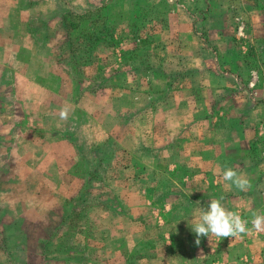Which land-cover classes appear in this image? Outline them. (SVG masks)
Returning a JSON list of instances; mask_svg holds the SVG:
<instances>
[{"label": "crops", "instance_id": "1", "mask_svg": "<svg viewBox=\"0 0 264 264\" xmlns=\"http://www.w3.org/2000/svg\"><path fill=\"white\" fill-rule=\"evenodd\" d=\"M113 4L0 0V264H264V225L250 223L264 215V0H178L176 19L141 48L130 39L142 42L155 19H140V32L110 19L125 47L114 45L105 74L93 52L96 69L83 79L68 47L80 38H69L65 17ZM101 149L107 167L84 154ZM227 167L249 187L223 181ZM103 169L115 203L99 202L116 230L128 217L133 243L94 238L83 217L71 223ZM220 197L250 230L196 244L184 219Z\"/></svg>", "mask_w": 264, "mask_h": 264}, {"label": "rangeland", "instance_id": "2", "mask_svg": "<svg viewBox=\"0 0 264 264\" xmlns=\"http://www.w3.org/2000/svg\"><path fill=\"white\" fill-rule=\"evenodd\" d=\"M178 0H115V4L112 5V7L106 11V9H100V14L99 15H94L90 18H87L84 23H83V28L86 31H94L95 29L102 27V26H106L108 27V33L106 35V37L101 38L100 41H98L97 43L94 44L95 49L91 47V45H87L84 42V39L80 38L77 40H70V42L72 44H70L69 49L70 52H72L73 54V60L70 61L71 67L78 71L81 72V76H84L83 79L89 75L90 73H92V71L94 69H96V66H94V68H91L89 66V62L88 60L93 59V52L97 51V58H96V62L98 63V67L101 65L102 62H105L106 64L108 63L111 64L113 62H115L117 60V56L113 53L112 48H114V45L117 44L116 49H122L125 47L124 45V41L120 40L121 37V29L115 27L114 24L109 23L110 19L116 20V19H129V22H133L132 25L131 24V30L133 32H140L143 29V26L141 24H143L144 26H147V24H145L144 22H140V19H155V20H151V22H149L148 26L145 28V30L143 31V33H145V35L141 34V38H144L146 36V34H149V37L152 36V34H156V33H160L159 29L162 28L163 26H165V22L164 20L167 19H176L177 15H175V11L177 10L176 8V2ZM108 14V16H107ZM158 19H162V21H159ZM142 21V20H141ZM111 26V28H110ZM112 26L114 27L115 30H111L113 29ZM133 26V27H132ZM169 28V27H168ZM74 31V30H73ZM72 31V36L75 35V32ZM130 31V30H128ZM111 33V35H110ZM151 35V36H150ZM72 36L70 38H72ZM111 37V38H110ZM171 38V36H166L163 35L162 36V41H166L169 40ZM153 40L144 38V40H142V42L139 40L137 41L136 39H130V44L132 45V47H138L141 48L140 44H144L145 46L149 45L152 46V42ZM73 45V46H72ZM87 45V46H86ZM56 46L61 49L62 47V43L59 42L56 44ZM129 46V44H128ZM127 46V47H128ZM73 47V49H72ZM130 48V47H128ZM92 49V53H88V50ZM85 51V59L83 61V58L77 57V55L80 52H84ZM116 52V50H115ZM90 54V55H89ZM101 56V57H100ZM80 60V61H79ZM88 67V68H87ZM106 70V69H104ZM101 70L100 67L98 68V71L102 74L107 73L106 71ZM79 73H77L78 75ZM80 76V77H81ZM83 83H86L85 80H80ZM79 81V82H80ZM83 153V152H82ZM84 154H87V157L90 158V162L93 161L94 159H96L97 157L102 156V160H103V164L104 167L108 166V161L110 160V153H107L105 149H101V153H99L98 155H94L96 154L95 151L91 152L86 150ZM97 160V159H96ZM94 163V162H92ZM90 167V166H89ZM107 171V169H106ZM102 182H96V184L92 183L91 185H87L86 188V192L87 194H82L81 196V201L80 203L77 204L79 213H83L81 214V217H76L73 216L71 223H76L79 219H82V221L84 222V224L92 226L91 227V233L92 235H94V238H97V235H100L102 238L104 239H110V238H118L122 243H124L123 240H125V242L130 241L131 243H133V237H131L130 235L132 233H125L128 229V223L129 221H127L128 217L126 215H122L119 216V219H122V226H121V230H116L115 229V225L116 223L114 222V218L109 211H107L106 208L107 206L103 205L102 202H99V198L101 196V199L104 202H110V203H115V200L112 198L111 200L106 199L109 198L110 195L114 196L111 191V187L108 184V176L109 174L106 172L105 174V170H102ZM86 197L85 199L83 198ZM97 196V197H96ZM105 199V200H104ZM75 200H69L70 206L73 207V202ZM170 201V200H169ZM182 201V200H180ZM91 206V207H90ZM81 221V222H82ZM134 222H136L137 224L140 225V221L135 220ZM130 226H132L131 223H129ZM113 226H114V230H113ZM135 228H137V225L134 226ZM111 228V230H109ZM153 232L152 234L158 238V227L155 225V227L153 226ZM107 230L108 232L104 233L105 231L101 232L102 230ZM72 231V230H71ZM130 231V230H129ZM138 231H140V228L138 229ZM66 232H69V230H67ZM69 234V233H67ZM96 234V235H95ZM62 236L65 238V234L64 235H59L57 236V238H62ZM72 239H77V240H82V233H77V234H72L71 240ZM117 240V239H116ZM157 241H160V239H157ZM127 244V243H126ZM157 244H160V242H157ZM126 246L127 245H123V252L126 251ZM125 254V253H123ZM134 256H141L142 254L140 252L138 253H134Z\"/></svg>", "mask_w": 264, "mask_h": 264}, {"label": "clouds", "instance_id": "3", "mask_svg": "<svg viewBox=\"0 0 264 264\" xmlns=\"http://www.w3.org/2000/svg\"><path fill=\"white\" fill-rule=\"evenodd\" d=\"M68 109L60 110V118L66 119ZM221 179L229 181L239 190H245L249 187V180L241 173L227 167L223 170ZM223 197L212 198L206 207L193 209L192 214L184 219L188 221L191 231L195 234V243H200V237L210 236L216 238L235 237L239 234L246 233L249 221L244 220L241 215L232 210H228L221 203ZM252 228L259 230L264 225V215L253 213L250 221Z\"/></svg>", "mask_w": 264, "mask_h": 264}, {"label": "trees", "instance_id": "4", "mask_svg": "<svg viewBox=\"0 0 264 264\" xmlns=\"http://www.w3.org/2000/svg\"><path fill=\"white\" fill-rule=\"evenodd\" d=\"M102 9H106L107 11L109 9V5L104 6ZM99 14H100V8L90 9L83 13H78L73 11L68 12L64 20V25L67 30V34L69 35V38L71 37V33L73 30L77 32L76 38L84 39V42L89 45L97 43L98 41L101 40V38L106 37L108 33V29H107L108 27H106L105 25L95 29L94 31H86L83 28V23L87 18ZM132 259L133 256L130 258V260ZM128 264H130V262Z\"/></svg>", "mask_w": 264, "mask_h": 264}]
</instances>
